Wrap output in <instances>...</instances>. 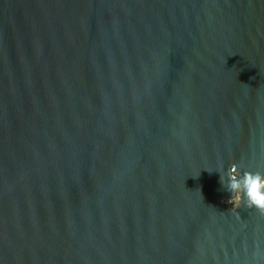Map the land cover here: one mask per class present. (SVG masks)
Listing matches in <instances>:
<instances>
[{
  "label": "water",
  "instance_id": "1",
  "mask_svg": "<svg viewBox=\"0 0 264 264\" xmlns=\"http://www.w3.org/2000/svg\"><path fill=\"white\" fill-rule=\"evenodd\" d=\"M264 0H0V264H264Z\"/></svg>",
  "mask_w": 264,
  "mask_h": 264
},
{
  "label": "clouds",
  "instance_id": "2",
  "mask_svg": "<svg viewBox=\"0 0 264 264\" xmlns=\"http://www.w3.org/2000/svg\"><path fill=\"white\" fill-rule=\"evenodd\" d=\"M235 171V175L230 174L229 183L225 190L232 193L228 203L231 204L233 197L242 198L249 207H255L264 213V173L260 171H244L235 165L230 169V173Z\"/></svg>",
  "mask_w": 264,
  "mask_h": 264
},
{
  "label": "trees",
  "instance_id": "3",
  "mask_svg": "<svg viewBox=\"0 0 264 264\" xmlns=\"http://www.w3.org/2000/svg\"><path fill=\"white\" fill-rule=\"evenodd\" d=\"M232 203V202H231Z\"/></svg>",
  "mask_w": 264,
  "mask_h": 264
}]
</instances>
